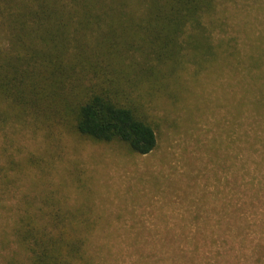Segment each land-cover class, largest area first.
I'll return each instance as SVG.
<instances>
[{
	"label": "rangeland",
	"instance_id": "374dc122",
	"mask_svg": "<svg viewBox=\"0 0 264 264\" xmlns=\"http://www.w3.org/2000/svg\"><path fill=\"white\" fill-rule=\"evenodd\" d=\"M135 5L142 12L147 2ZM200 21L204 40L227 46L220 58L235 60L264 31V0H214ZM200 53L189 55L205 59ZM193 59L177 98L162 96L152 108L157 144L148 153L68 132L48 137L45 152L44 130L15 134L16 155L34 153L51 169L43 183L0 190V264L24 261L13 227L29 204L42 205L35 198L42 191L45 208L58 200L93 222L86 233L95 264H264V147L236 148L242 129L251 140L257 125L264 137V115L244 104L231 118L247 76L224 68L205 78V66L192 76Z\"/></svg>",
	"mask_w": 264,
	"mask_h": 264
},
{
	"label": "trees",
	"instance_id": "16d2710c",
	"mask_svg": "<svg viewBox=\"0 0 264 264\" xmlns=\"http://www.w3.org/2000/svg\"><path fill=\"white\" fill-rule=\"evenodd\" d=\"M135 2L0 0V190L32 178L43 183L51 169L49 159L15 154L19 132L44 130L47 140L68 132L119 141L138 154L153 150L152 108L162 96L177 98L189 57L194 58L192 76L204 66L205 78H216L224 68L245 73L246 79L238 80L243 92L231 105V118L241 114L244 104L264 115L263 30L240 57L224 59L220 54L227 46L212 44L206 34L204 40L198 26L214 0H146L142 12L133 9ZM193 51H201L198 57L205 52V59L191 57ZM250 128L253 139L242 129L238 150L255 142L264 147L258 126ZM225 135H231L229 129ZM46 142L49 152L52 143ZM38 194L35 198L45 204V191ZM42 205L25 208L13 227L25 253L24 261L15 264H95L86 233L93 222L58 200L49 208Z\"/></svg>",
	"mask_w": 264,
	"mask_h": 264
}]
</instances>
